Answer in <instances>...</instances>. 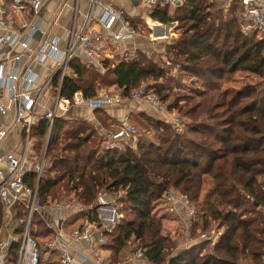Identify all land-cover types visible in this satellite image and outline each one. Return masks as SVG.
Wrapping results in <instances>:
<instances>
[{
    "label": "trees",
    "instance_id": "16d2710c",
    "mask_svg": "<svg viewBox=\"0 0 264 264\" xmlns=\"http://www.w3.org/2000/svg\"><path fill=\"white\" fill-rule=\"evenodd\" d=\"M237 5L231 2L224 14L217 1L183 0L173 10L155 7L150 18L162 24H179V33L167 48L183 73L210 76L212 80L245 70L264 77V39L255 33H242L233 15ZM102 64L111 79L100 76L102 68L87 67L77 56L71 58L61 95L71 98L81 91L90 98L97 93V86L105 83L114 85L125 96L144 80L164 76L163 69L146 65L134 56L121 61L116 56ZM58 79L55 76L52 85ZM258 85H247L229 94L213 84L206 92L197 91L196 96L202 100L184 109L178 100L174 108L190 119L184 124L185 132L177 133L170 123L151 121L161 133L157 141H140L137 152L91 150L84 154L81 150L96 133L94 127L70 117L56 119L51 129L54 139L45 152L46 165L38 184L39 201L47 203L60 183V188L68 192L62 198L71 197L85 208L96 202L99 192L115 197L125 218L114 230L103 232L104 238L110 240L101 249L110 252L111 264L116 263L131 239L139 242L146 264H243L246 260L264 264V189L258 180L264 176V87ZM162 92L161 88L156 93L167 99L169 94ZM216 110L221 111L214 113ZM104 111L107 109L96 113ZM99 119L103 125L105 118ZM47 128L48 122L39 120L31 127L30 137L36 138L37 144L42 142ZM207 179L210 187L199 201ZM34 180L35 173L28 170L24 182L33 187ZM171 189L186 193L194 205L199 202L201 229L211 220L223 226L209 251L201 253L207 242L199 239L198 243L175 250L162 222L151 214L162 194ZM18 208L19 219L23 208ZM80 218H86L83 209L69 215L67 223L72 227ZM2 220L0 205V225ZM21 229L22 224L14 231L5 264L15 262ZM31 232L36 239L50 233L38 214L33 218ZM135 262L139 261L128 264Z\"/></svg>",
    "mask_w": 264,
    "mask_h": 264
},
{
    "label": "built area",
    "instance_id": "2783aa9c",
    "mask_svg": "<svg viewBox=\"0 0 264 264\" xmlns=\"http://www.w3.org/2000/svg\"><path fill=\"white\" fill-rule=\"evenodd\" d=\"M46 1L0 0V114L14 109L9 123L0 126V147L12 130L20 129L24 134L19 154L0 149V205L6 213L0 225V264H5L6 249L10 241L15 239L11 234L8 237L1 235L3 229H8L7 225L13 219L11 210L15 207L23 208V214L14 220V231L18 228L16 222L22 224V229L13 264H42L41 250L52 252L55 264H111L109 257L103 258L97 254L98 249L105 243L102 223H108L113 228L122 216L116 213L114 205L103 193H99L96 202L86 208L71 197L48 200L42 204L37 192L45 166L46 146L39 161L32 162L30 130L39 120H46L48 128L45 137L48 141L56 119L69 117V112L74 107L86 108L92 114L89 123L102 131V151L135 150L139 133L130 122L129 113L118 117V126L111 130L102 128L95 113L117 107L126 101L159 110L162 108L161 98L151 87L144 84L131 88L125 96L107 90H99L90 98H86L81 91H76L71 98L62 96V82L70 71L71 58L77 56L83 65L97 66L104 71L102 63L105 60L111 61L118 56L121 61L134 56L135 49L128 48V45L137 38L138 31L124 10L107 0H87L84 10L82 0H70L69 25L64 28L63 35H52L47 29L56 25L57 19H46L43 16ZM68 1L64 0L61 6L65 7V2ZM141 1L150 10L157 6L176 9L183 3V0ZM229 2H237L243 8L235 14L242 33H255L258 38L264 39V0ZM38 35L39 40H36ZM33 40L34 49L30 44ZM32 63L43 67L44 73L33 71L30 68ZM55 76L59 79L54 86L52 81ZM87 119L84 118L86 121ZM170 121L176 131H181L182 125L178 118L171 117ZM31 169L35 173L33 187L24 182L25 174ZM159 203L166 212L175 213L179 217L182 211L190 224L198 221V208L186 193L176 189L165 191ZM80 209L86 212V218L71 228L66 227V218L60 217L61 213ZM35 214L41 217L50 230L43 239H36L31 232ZM220 227L223 229V226ZM221 228L200 231L198 239L213 245L221 235ZM95 234L98 236L96 248L91 247ZM75 244L89 246L91 255L82 249L70 251ZM142 257L143 249L139 247L126 256L123 264Z\"/></svg>",
    "mask_w": 264,
    "mask_h": 264
},
{
    "label": "rangeland",
    "instance_id": "374dc122",
    "mask_svg": "<svg viewBox=\"0 0 264 264\" xmlns=\"http://www.w3.org/2000/svg\"><path fill=\"white\" fill-rule=\"evenodd\" d=\"M143 8L144 9L140 8V12L138 16H135L133 19H131L133 24L136 26V29L138 31V36L135 39L136 40L135 43L133 42V44L130 46V49H135L134 57H136V59L141 60L146 65H148L149 63L150 65H152L157 69H163L164 72V76L159 80H153L151 78H148L144 80L141 84L148 85L149 87L152 88L154 92H157V90L162 88L163 89L162 94L163 95L169 94V95L167 99H162L161 95H159L161 98L160 106H162V108L159 110L161 112H158L159 110L157 109L148 108L145 105H136V103L132 101H126V103L120 104L117 107L108 108L107 112L104 111V113L101 115L96 113L95 114L96 118L98 119L105 118L103 121L104 128L111 130L117 127L118 116H120V113L126 112L130 114L131 116L130 122L138 130L139 133V136L137 137L138 143H140V141H144V142L157 141V137L160 135L161 132L155 129V127L151 124V121L153 122L161 121L166 124L168 123L172 124L170 118L171 117L178 118V120L181 122L182 128L181 131L179 132L174 129L177 133L185 132L186 128L184 127V124L190 123V119L188 116L183 115L182 114L183 112L179 111V108L178 109L174 108L175 103L178 100L180 101H178L177 104L179 105V107L182 106L183 107L182 109L186 108L185 106L197 104L199 101L202 100V98L196 96L197 91L206 92V90L209 89V86L212 87L213 84H215L216 87H219L222 91L229 92V94H232L234 93V91L240 90L247 85L259 86L258 84H260L261 87H264V77H260L245 70H237L232 74L219 76V78L214 77L212 80H209L211 79L210 76H208V78H206V76H203L201 78L198 75L196 76V75L183 73L180 69L179 63L174 58V55H170L167 48L168 42H170L178 35L179 24L173 22L174 25L168 27L167 29L168 32L165 34V38L164 39L157 38L159 36H154L153 33H155V35H159L160 33H162V30L161 28L155 26L157 24L156 20L150 18L151 10L148 9V6L144 5ZM100 76L104 77V79H111L112 77L111 74H109V72L102 71L101 69H100ZM99 90H107L118 94L120 93V90H118L112 84H106V85L105 83L99 84L97 86V91ZM218 111L216 110L214 113H217ZM108 115H111L112 117L111 120L115 121L112 127H110L111 121ZM85 123H88L89 126H91V123L87 121H85ZM172 128H174L173 124H172ZM61 134H63V132H61ZM53 139H54V135L52 132L50 133L48 141L47 138L44 137L43 141L42 142L40 141L37 144L38 141L36 138H34V141L31 142L32 143L31 145H33L34 143V147H33L34 162L39 161L43 149L46 146V150H47L48 146L51 145ZM138 143L135 150H133L134 152L135 151L137 152L139 148ZM91 150L102 151V138L97 134V132L93 133V137L90 139V143L86 144L82 148L81 152L87 154ZM208 180L209 179L205 181L204 187H202L203 190L201 192L199 201L201 200L203 201V197L210 187ZM258 180L264 189V176L263 175L259 176ZM60 184H58L59 186H57L53 190L52 193L53 195L52 197H50V200L53 201L61 200V198L66 196V193H68L67 191L62 190L60 188V186H62V184L61 185ZM103 194H105L106 199L112 205H114L116 213L120 214L122 216L121 219L123 220L125 218V212L120 210L121 206L116 201L115 197H112L111 195H107L106 193ZM70 196H72V193H70ZM211 198L213 199L214 197L212 196ZM195 205L198 208L199 216H198V222H193V224H190L186 218L184 219L178 217V215L175 213L166 212L165 208L162 205H160V203L156 204L151 211V214L162 222V226L164 227V230L166 231L170 242L174 244L175 250L178 248L183 249L192 243H198L197 240L200 231H206L210 228H216V227L221 228L220 227L221 225H219L217 221L211 220L206 228L201 229V227H199L198 225L201 222L200 216L202 215V209L199 205V202H197V204L195 203ZM207 207L208 206H204V210L207 209ZM1 211L3 217V215H5L6 213L2 209V207H1ZM11 212L9 213L12 214L13 219L10 220V223L14 225V220H16V218L18 219L20 208L15 207L14 209L11 210ZM9 213H7L8 217H10ZM16 223H17L16 227H19L20 224L18 222ZM102 228L108 231L114 230L113 229L114 227L111 228L108 223H102ZM223 230L224 228L220 229L221 233L223 232ZM44 237L45 235H42V237L39 236L38 239L40 238L43 239ZM104 239L105 241L110 240V238H106V237ZM205 244H206L205 248L203 250L201 249V253L205 251H209V249L212 247V244H210L209 242ZM139 247L141 246L138 241H132V239L131 241H128L127 245H125L122 248L120 254L118 255L115 264H123L126 256L134 252ZM40 252L42 254V264H47L48 262H52L55 260L54 254L52 252L45 250H41ZM109 253L110 252L108 250H103L101 248H99L97 252V254L103 258L108 256L110 257ZM138 261L139 262L137 264H143V262H146L144 258H140L138 259ZM110 263H112V261ZM243 264H250V260H246V262H244Z\"/></svg>",
    "mask_w": 264,
    "mask_h": 264
},
{
    "label": "crops",
    "instance_id": "0c3cea01",
    "mask_svg": "<svg viewBox=\"0 0 264 264\" xmlns=\"http://www.w3.org/2000/svg\"><path fill=\"white\" fill-rule=\"evenodd\" d=\"M64 0H47L46 1V5H45V9H44V13L43 16L48 19H57V24L56 25H52V27L48 28L47 31L49 34H55V35H63L64 33V28L67 27L69 25V21H70V15H71V10H70V0L68 2H65L66 6L62 7V3ZM109 3L113 4L114 6L118 7V8H122L124 10V12L126 13V16L129 19H133L135 16L139 15L140 12V8L144 9V2L141 0H107ZM217 2L219 3V6L222 7L224 14H226L227 10L230 8V3L229 0H217ZM237 3V2H236ZM87 4V0H82V9L84 10L86 7H84V5ZM238 4V3H237ZM228 6V7H226ZM170 10H173L171 8H169ZM242 7L238 4L237 8L235 10V12L233 13V15L235 16V14L239 13L242 11ZM149 18V17H148ZM150 19V18H149ZM132 21V20H131ZM156 25L157 27L161 28L162 33H160L159 35H155V33H153L154 36H159L157 38H165V34L168 32L167 29L169 26L174 25V23H166V24H162L158 21H156ZM36 40H39V35L37 37ZM136 40L132 41L129 45L128 48H130V46L133 44V42L135 43ZM31 44V48L34 49V40L30 43ZM25 61V60H24ZM30 68L33 71H36L38 73H44V69L41 66L38 65H34V63H32L30 65ZM137 105V104H136ZM14 114V109H10L9 111H7V113L5 114H0V126H5L6 124L9 123V121L12 119ZM96 114V113H95ZM126 114V112H122L120 113V116L118 117H122V115ZM92 116L91 112L86 109V108H79V107H74L71 109V111L69 112V117L73 120H84V118H88L87 121L90 122L89 117ZM109 119L111 121V126H113L114 122L113 120H111V115H108ZM96 118V116H95ZM98 119V118H97ZM118 119V118H117ZM100 121V120H99ZM98 122V121H97ZM101 124L102 128L107 130L106 128L103 127L102 123ZM97 132V134L102 138V131L101 129L98 130L96 128H94ZM34 141V138L32 137L30 139V144H32L31 142ZM22 131L20 129H16V130H12L9 135L6 137V139L4 140V142L2 143L0 149L2 151H14L16 154H19L21 151V147H22ZM90 143V142H89ZM34 145V143H33ZM33 145H31V161L34 162V156H33ZM86 154V153H85ZM28 167H30V164H28ZM31 168V167H30ZM29 169V168H28ZM73 211V210H72ZM70 213V211L66 210L63 211L60 215V217L62 218H66L65 219V223L67 225L68 228H71V224H68V219H69V215H71L72 212ZM80 211V210H75V212ZM166 211V210H165ZM179 217V216H178ZM181 218H186V216L183 214V212L181 211ZM121 219V218H120ZM82 219H77L78 223L79 221H81ZM8 229H3L1 231V235L4 237H8L10 234L14 235V225L13 224H9L7 225ZM97 238L98 236L95 234L93 236V241H92V246L91 247H97L98 243H97ZM75 249H82L83 251H85L86 253H89L91 255V251H90V247L85 245V244H75L74 247H72V249H70V251H74ZM89 250V251H87ZM109 257V256H108ZM105 258V257H104ZM110 259V258H109ZM143 264H146L145 262H143Z\"/></svg>",
    "mask_w": 264,
    "mask_h": 264
}]
</instances>
